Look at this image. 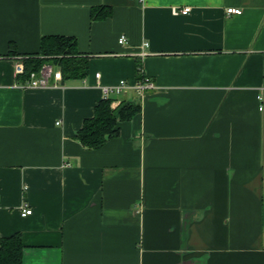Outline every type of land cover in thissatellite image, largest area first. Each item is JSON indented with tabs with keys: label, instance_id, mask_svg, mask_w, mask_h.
I'll list each match as a JSON object with an SVG mask.
<instances>
[{
	"label": "crops",
	"instance_id": "crops-1",
	"mask_svg": "<svg viewBox=\"0 0 264 264\" xmlns=\"http://www.w3.org/2000/svg\"><path fill=\"white\" fill-rule=\"evenodd\" d=\"M49 36L77 40L84 78H21ZM122 80L112 106L137 112L86 148ZM16 233L23 264H264V0H0V243Z\"/></svg>",
	"mask_w": 264,
	"mask_h": 264
},
{
	"label": "trees",
	"instance_id": "trees-1",
	"mask_svg": "<svg viewBox=\"0 0 264 264\" xmlns=\"http://www.w3.org/2000/svg\"><path fill=\"white\" fill-rule=\"evenodd\" d=\"M112 15L110 8L94 9L93 19H104ZM78 42L75 38L49 36L43 37L38 55L25 58L22 63V79L38 72L51 62L61 68L67 78H84L87 75V62L79 59ZM141 64L138 65L139 80L144 77ZM113 99L105 98L95 108V116L87 119L79 130L77 138L89 149H99L110 139L119 135V122L130 120L137 112L133 105L120 104L113 108ZM24 243L20 233L5 238L0 243V264H23Z\"/></svg>",
	"mask_w": 264,
	"mask_h": 264
},
{
	"label": "built area",
	"instance_id": "built-area-1",
	"mask_svg": "<svg viewBox=\"0 0 264 264\" xmlns=\"http://www.w3.org/2000/svg\"><path fill=\"white\" fill-rule=\"evenodd\" d=\"M131 1H138L143 2L144 0H131ZM190 11L189 7L184 8L182 11L183 14H187ZM228 13L231 14H241L242 10L239 8H228ZM120 44H125L127 42V38L125 36H122L119 40ZM16 71L18 74H22L24 72V66L22 63L18 64L16 67ZM61 70L57 69L54 65L46 64L41 67V69L38 72H33L30 75L28 86L30 87H37V88H50L51 85V79H54L55 81H61L63 79ZM99 76V74H98ZM57 86L56 84L54 85ZM130 87V85L125 81L122 80L119 84L114 86H105L103 87V94L105 98H111L112 95H119L124 90H127ZM154 87V84L152 83L151 79L144 75V77L139 80L134 88L138 91L143 92L146 89H151ZM33 213V210L29 208L27 204H24V206L21 209V214L23 217H27Z\"/></svg>",
	"mask_w": 264,
	"mask_h": 264
}]
</instances>
